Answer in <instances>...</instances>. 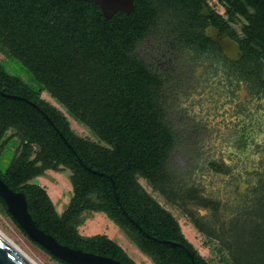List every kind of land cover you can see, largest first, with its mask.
Here are the masks:
<instances>
[{
    "label": "trees",
    "instance_id": "trees-1",
    "mask_svg": "<svg viewBox=\"0 0 264 264\" xmlns=\"http://www.w3.org/2000/svg\"><path fill=\"white\" fill-rule=\"evenodd\" d=\"M133 1L140 11L146 0ZM7 2L8 8L0 11V52L18 60L27 78L11 73L0 60V91L29 99L53 122L25 100L0 94V138L10 131L6 139L15 136L21 149L0 169V178L24 193L36 226L70 247L138 264L106 233L86 235L78 229L84 213L103 212L153 264H191L180 247L158 239L181 241L193 252L195 264H237L241 234L234 247L216 235L228 253L205 258L187 240L177 218L139 182L147 179L153 190L175 202L166 189L170 134L159 124V104L147 94L146 70L134 51L140 12L129 17L122 11L105 19L98 5L85 0ZM43 92L89 127L97 140L74 132L64 112ZM83 164L111 175L118 202L110 180ZM60 167L69 171L71 196L58 212L44 186L32 180ZM0 211L11 218L1 197Z\"/></svg>",
    "mask_w": 264,
    "mask_h": 264
},
{
    "label": "flooded vegetation",
    "instance_id": "flooded-vegetation-1",
    "mask_svg": "<svg viewBox=\"0 0 264 264\" xmlns=\"http://www.w3.org/2000/svg\"><path fill=\"white\" fill-rule=\"evenodd\" d=\"M8 4L0 0V11ZM138 12L134 51L170 134L166 189L175 202L154 191L215 254L228 249L211 228L227 225L235 206L237 264H264V0H146L140 11L133 1L126 14ZM20 152L17 144L7 164Z\"/></svg>",
    "mask_w": 264,
    "mask_h": 264
},
{
    "label": "rangeland",
    "instance_id": "rangeland-1",
    "mask_svg": "<svg viewBox=\"0 0 264 264\" xmlns=\"http://www.w3.org/2000/svg\"><path fill=\"white\" fill-rule=\"evenodd\" d=\"M1 63L11 72L21 74L27 78L25 70L21 63L10 56H5L0 52ZM42 96L52 104L58 106L66 115L70 121L71 128L79 135L89 137L93 140H97L96 135L92 130L87 127L80 120L72 116L68 110L58 104L48 93L43 92ZM3 140V139H2ZM0 141V143L2 142ZM17 145V138L5 139V145L0 151V169H3L8 159L11 156V152L14 146ZM59 170H46L43 175L35 177L32 181L36 182L46 189L54 206L58 212H61L71 196V185L69 181V171L64 167H60ZM140 184L144 189L150 193L164 208L168 209L178 220L181 229L187 238V240L194 246V248L202 256L208 259H214L215 252L207 248V243L204 241V237H201L188 222L185 221L184 216L178 208L168 204L162 196L152 190V188L146 183L143 178H139ZM229 212H232V216L228 214L227 225H220L218 228H211V231L225 240L228 245H234L241 239L239 228L236 223V208L235 206L229 208ZM84 219L79 225L78 229L81 233L86 235H92L96 233H106L109 237L115 240L130 257L138 264H153L151 259L144 254L136 244L129 239L125 232L119 228L110 218H108L103 212H86L84 213ZM0 230L7 236L13 239L30 257H32L38 264H60L58 261L52 259L50 255L33 243L15 224V222L9 217L4 215L0 211ZM240 236V239H239Z\"/></svg>",
    "mask_w": 264,
    "mask_h": 264
},
{
    "label": "water",
    "instance_id": "water-1",
    "mask_svg": "<svg viewBox=\"0 0 264 264\" xmlns=\"http://www.w3.org/2000/svg\"><path fill=\"white\" fill-rule=\"evenodd\" d=\"M93 2L99 6L105 19H109L117 11H123L128 13L133 8V0H85ZM0 94L7 97H15L26 102L30 103L34 108L41 112V114L46 118V120L53 125V122L50 118L33 102L29 99L9 94L0 91ZM55 130L58 132L59 136L63 142L72 150L75 154V151L72 149L70 144L64 138V136L58 131L56 127ZM80 161V158L78 157ZM84 167L92 172L97 174L105 175L111 183V188L114 194L116 201L118 202L117 194L115 192V181L109 174L94 170L85 164ZM0 197L3 199L6 204V208L11 215L16 224L20 229L25 233V235L35 243H37L43 250L48 253L56 256L57 258L69 263V264H123L118 259H115L110 256L93 253L89 251H84L81 249H76L68 245L58 242L52 235L44 232L42 229L36 226L34 220L32 219L30 213L27 210V202L25 200L24 193L21 191H16L11 189L1 178H0ZM121 210L127 215V213L122 209ZM127 218L135 224V226L142 230V228L129 216ZM154 239H156L154 237ZM158 241L167 243L173 247H180L189 257L190 263L195 264L193 252L184 245L181 241L177 239H158ZM0 264H32L28 259L21 254L16 248H14L1 234H0Z\"/></svg>",
    "mask_w": 264,
    "mask_h": 264
},
{
    "label": "bare ground",
    "instance_id": "bare-ground-1",
    "mask_svg": "<svg viewBox=\"0 0 264 264\" xmlns=\"http://www.w3.org/2000/svg\"><path fill=\"white\" fill-rule=\"evenodd\" d=\"M0 234L14 247L16 248L21 254H23L30 263L38 264L32 257L29 256L13 239L7 236L4 232L0 230Z\"/></svg>",
    "mask_w": 264,
    "mask_h": 264
}]
</instances>
